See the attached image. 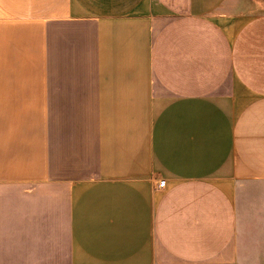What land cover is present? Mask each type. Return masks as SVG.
<instances>
[{"label":"crops","instance_id":"obj_1","mask_svg":"<svg viewBox=\"0 0 264 264\" xmlns=\"http://www.w3.org/2000/svg\"><path fill=\"white\" fill-rule=\"evenodd\" d=\"M0 264H264V0H0Z\"/></svg>","mask_w":264,"mask_h":264},{"label":"built area","instance_id":"obj_2","mask_svg":"<svg viewBox=\"0 0 264 264\" xmlns=\"http://www.w3.org/2000/svg\"><path fill=\"white\" fill-rule=\"evenodd\" d=\"M165 185V180L164 179H159L157 181V188H162Z\"/></svg>","mask_w":264,"mask_h":264}]
</instances>
